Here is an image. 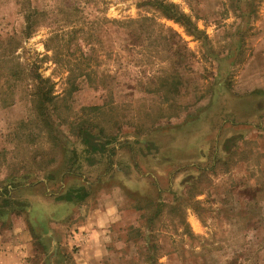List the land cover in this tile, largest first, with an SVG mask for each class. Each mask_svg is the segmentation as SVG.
<instances>
[{
    "label": "rangeland",
    "instance_id": "1",
    "mask_svg": "<svg viewBox=\"0 0 264 264\" xmlns=\"http://www.w3.org/2000/svg\"><path fill=\"white\" fill-rule=\"evenodd\" d=\"M148 1L0 0V246L85 263L75 225L49 249L37 223L71 194L115 219L89 264H264V0H164L186 26Z\"/></svg>",
    "mask_w": 264,
    "mask_h": 264
},
{
    "label": "crops",
    "instance_id": "2",
    "mask_svg": "<svg viewBox=\"0 0 264 264\" xmlns=\"http://www.w3.org/2000/svg\"><path fill=\"white\" fill-rule=\"evenodd\" d=\"M40 205L41 206L37 207L42 208V219H38L37 223L41 225L42 238L45 245L48 246L49 249L50 247L53 249H57V241L59 242V244H61L62 237L67 234V229L70 230V227L75 225V229H78L81 232L75 235V240H72L69 243L71 245H79L82 248V250L79 252L86 253L87 261L85 263L83 262L82 264H89V261L91 262V260L99 259L100 255H102L105 251L104 245L106 239H104L105 232L103 231V227L106 223L103 224V222H113L115 220L114 217L111 216L109 210L93 214L86 213L85 215H81V218L77 219L75 216V212L73 214L71 211L70 213H68L69 211L67 210L70 209V206L67 202L60 201L57 204L42 202ZM58 212L59 214H57ZM3 214L5 213L3 212ZM3 214H0V216H3ZM75 220H80V223H75ZM23 227L24 228L22 230L19 227L20 230L18 231H21V233L25 236L29 235V240L31 241V232L29 230V227H27L26 224ZM31 228L33 229L32 225ZM81 234H84V236L87 237L85 243L77 241V237ZM80 240L82 241V239ZM96 245L98 246V248H95ZM85 246L86 248L89 247L87 248V252H84L85 250H83V248L86 249ZM33 252L34 250L31 244L10 247L0 246V264H36L35 260H33ZM42 252L45 259H47L49 253L46 251ZM50 258L51 257H49V261Z\"/></svg>",
    "mask_w": 264,
    "mask_h": 264
},
{
    "label": "trees",
    "instance_id": "3",
    "mask_svg": "<svg viewBox=\"0 0 264 264\" xmlns=\"http://www.w3.org/2000/svg\"><path fill=\"white\" fill-rule=\"evenodd\" d=\"M149 5L153 7L154 10L158 11L161 16H163L165 19L173 20L176 23H180L182 25H190V23L187 22V18L184 14L179 12L177 7L171 3H166L164 0H149ZM34 14H29L28 18L26 19V22L28 23L30 21V18H32ZM30 24H27L26 26V38L29 37L30 31H31ZM52 37H58L57 34L52 32ZM9 41L11 42L13 40L12 36H9ZM52 40V38L50 39ZM48 50V48H47ZM80 77H86V76H80ZM78 77V78H80ZM34 78L37 79V84H33V87L36 89V109L38 110L37 116L42 118L43 121L46 123L47 120V114L45 112V105L49 103L52 99L51 96V90H52V84L50 83V80L48 79H42L41 76L37 73H34ZM74 75H69L66 78V84H69L71 87L75 88V85L73 86L76 79H78ZM33 81V80H32ZM30 86V84L28 85ZM32 87V85H31ZM106 137V136H105ZM77 138L80 139L82 145L85 147V151L90 154H97V153H105L108 151V141H102L98 137L95 136L88 128L85 129H79L77 132ZM8 191L6 190V193ZM73 199V196L71 194H65L64 196L58 197L56 200L59 201H67L70 202ZM157 216L155 213L153 215ZM152 217V218H153ZM150 218V220H152Z\"/></svg>",
    "mask_w": 264,
    "mask_h": 264
}]
</instances>
